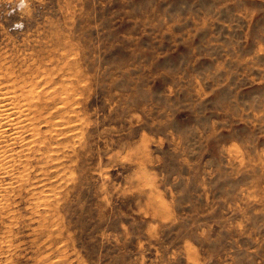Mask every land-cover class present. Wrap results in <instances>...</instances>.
<instances>
[{"label":"rangeland","instance_id":"rangeland-1","mask_svg":"<svg viewBox=\"0 0 264 264\" xmlns=\"http://www.w3.org/2000/svg\"><path fill=\"white\" fill-rule=\"evenodd\" d=\"M0 87V264H264V0H0Z\"/></svg>","mask_w":264,"mask_h":264},{"label":"bare ground","instance_id":"bare-ground-1","mask_svg":"<svg viewBox=\"0 0 264 264\" xmlns=\"http://www.w3.org/2000/svg\"><path fill=\"white\" fill-rule=\"evenodd\" d=\"M16 92L17 91H15L14 88L13 89H10V88H7V87H0V140L3 139L2 141H4V142H6L5 140H9L10 145L13 144V143H15V141H17V140H19L20 142H24V140H26V139L23 138L24 135H25L24 133L29 132V133H32L33 134L32 137H31L32 139L29 141L30 144H32V142L34 143V140H33L34 135H36V134L39 133V130L35 126V123L36 122H38V123L40 122V117L41 116L39 117L37 115V112H38L37 109H38V107L37 108H34L35 106H32V109L34 108L36 110V112L33 111V110H30L31 107L25 108V104L23 103L24 101L22 100L23 101L22 103L20 101L21 100L20 99V96H23V94L22 95H19L20 93H16ZM40 123H42V120H41ZM43 123H45V121ZM58 126L59 125L57 124L56 127H58ZM62 128L63 127H61L57 131H59V132L63 131ZM7 129L10 130V133L8 132L9 133V135H8L9 137H7V131H6ZM64 132H65V130H64ZM56 133H58V132H56ZM66 134H68V133H66ZM26 143H27V141H26ZM23 146H24V143H23ZM0 149H1V147H0ZM1 152L3 153V151H1ZM26 152H28V151H26ZM37 202H40V201H37Z\"/></svg>","mask_w":264,"mask_h":264}]
</instances>
